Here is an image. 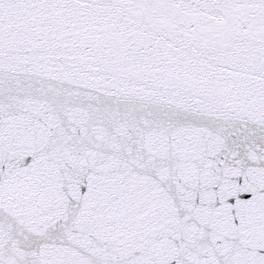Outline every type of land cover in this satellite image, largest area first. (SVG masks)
<instances>
[{
    "label": "snow or ice",
    "instance_id": "snow-or-ice-1",
    "mask_svg": "<svg viewBox=\"0 0 264 264\" xmlns=\"http://www.w3.org/2000/svg\"><path fill=\"white\" fill-rule=\"evenodd\" d=\"M0 264H264V0H0Z\"/></svg>",
    "mask_w": 264,
    "mask_h": 264
}]
</instances>
